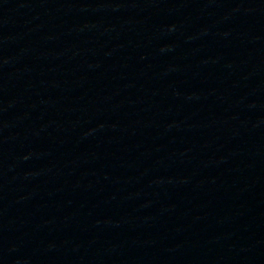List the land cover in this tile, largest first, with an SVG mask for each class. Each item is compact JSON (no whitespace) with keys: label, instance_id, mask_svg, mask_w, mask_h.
<instances>
[{"label":"water","instance_id":"water-1","mask_svg":"<svg viewBox=\"0 0 264 264\" xmlns=\"http://www.w3.org/2000/svg\"><path fill=\"white\" fill-rule=\"evenodd\" d=\"M0 264H264V0H0Z\"/></svg>","mask_w":264,"mask_h":264}]
</instances>
